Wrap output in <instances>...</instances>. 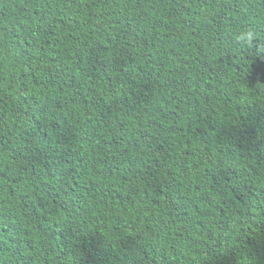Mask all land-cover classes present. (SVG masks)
<instances>
[{
	"label": "trees",
	"instance_id": "obj_1",
	"mask_svg": "<svg viewBox=\"0 0 264 264\" xmlns=\"http://www.w3.org/2000/svg\"><path fill=\"white\" fill-rule=\"evenodd\" d=\"M241 29L264 0H0V264H264Z\"/></svg>",
	"mask_w": 264,
	"mask_h": 264
},
{
	"label": "clouds",
	"instance_id": "obj_2",
	"mask_svg": "<svg viewBox=\"0 0 264 264\" xmlns=\"http://www.w3.org/2000/svg\"><path fill=\"white\" fill-rule=\"evenodd\" d=\"M233 40L237 45L255 47L257 54L264 53V44H255L257 34L251 29H241L233 33Z\"/></svg>",
	"mask_w": 264,
	"mask_h": 264
},
{
	"label": "snow or ice",
	"instance_id": "obj_3",
	"mask_svg": "<svg viewBox=\"0 0 264 264\" xmlns=\"http://www.w3.org/2000/svg\"><path fill=\"white\" fill-rule=\"evenodd\" d=\"M241 139H244L245 133L241 132ZM241 252H244L245 254H248V249L244 248H238L237 249V255H239ZM87 254L89 255V257L93 258L91 260V264H104V262L102 260L99 259L100 256V250L97 248H90L87 250Z\"/></svg>",
	"mask_w": 264,
	"mask_h": 264
}]
</instances>
